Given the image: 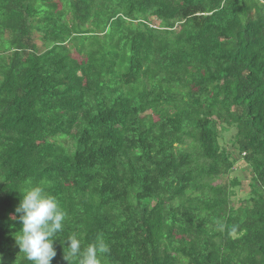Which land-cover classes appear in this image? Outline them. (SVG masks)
I'll return each mask as SVG.
<instances>
[{"label":"trees","instance_id":"obj_1","mask_svg":"<svg viewBox=\"0 0 264 264\" xmlns=\"http://www.w3.org/2000/svg\"><path fill=\"white\" fill-rule=\"evenodd\" d=\"M36 184L51 264H264V0H0L2 264Z\"/></svg>","mask_w":264,"mask_h":264},{"label":"clouds","instance_id":"obj_2","mask_svg":"<svg viewBox=\"0 0 264 264\" xmlns=\"http://www.w3.org/2000/svg\"><path fill=\"white\" fill-rule=\"evenodd\" d=\"M154 29V26L151 27ZM20 202L15 209L20 228L15 233L19 253L31 264H51L56 256L54 241L62 238L67 213L54 195L48 194L45 187L36 184L21 189ZM61 243H64L61 239ZM110 251L101 238L82 247L81 239L72 234L67 236L64 259L78 261V264H102V258ZM2 264V261H0Z\"/></svg>","mask_w":264,"mask_h":264},{"label":"rangeland","instance_id":"obj_3","mask_svg":"<svg viewBox=\"0 0 264 264\" xmlns=\"http://www.w3.org/2000/svg\"><path fill=\"white\" fill-rule=\"evenodd\" d=\"M73 56L76 57L75 55H73ZM237 167H235V168H237ZM232 174H235V172H233ZM235 176H239V179H240V187H239L238 190H236V189L234 190V197L231 200V202L234 205V207L238 206L239 203L237 201L239 200V198L242 199V198H244V195H247L248 194V188H247L246 182L249 179L248 176H247V174L245 172H242V173L237 174Z\"/></svg>","mask_w":264,"mask_h":264}]
</instances>
